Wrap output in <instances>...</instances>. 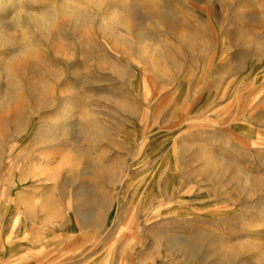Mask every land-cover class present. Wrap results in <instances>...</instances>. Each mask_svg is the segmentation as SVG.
<instances>
[{
  "label": "rangeland",
  "instance_id": "obj_1",
  "mask_svg": "<svg viewBox=\"0 0 264 264\" xmlns=\"http://www.w3.org/2000/svg\"><path fill=\"white\" fill-rule=\"evenodd\" d=\"M0 28V264H264V0H0Z\"/></svg>",
  "mask_w": 264,
  "mask_h": 264
},
{
  "label": "bare ground",
  "instance_id": "obj_2",
  "mask_svg": "<svg viewBox=\"0 0 264 264\" xmlns=\"http://www.w3.org/2000/svg\"><path fill=\"white\" fill-rule=\"evenodd\" d=\"M110 1L112 3H115V0H110ZM121 11H122V13H121V16L118 19V22H123L124 25H131L133 23L134 18H135V15H134L135 12H136L135 6H133V5L132 6H129L128 4L126 5V4H124L122 2ZM15 85H16V80H15V78L11 77L10 80H9V82L7 83V86L5 87V89L0 92V99L7 98V96H9V94L14 89ZM60 130H61L60 133H54V134H52V131L51 130L48 131L47 135H49V141H56V140H59V138H61L63 136L64 137H66V136L68 137L69 135H72V133H73V126L67 125L65 123V124H62V127L60 128Z\"/></svg>",
  "mask_w": 264,
  "mask_h": 264
}]
</instances>
